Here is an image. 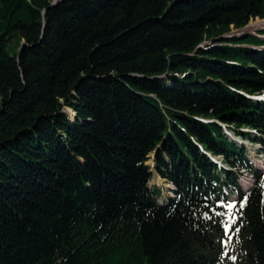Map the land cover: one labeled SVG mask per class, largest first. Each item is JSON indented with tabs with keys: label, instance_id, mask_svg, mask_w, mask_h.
<instances>
[{
	"label": "trees",
	"instance_id": "16d2710c",
	"mask_svg": "<svg viewBox=\"0 0 264 264\" xmlns=\"http://www.w3.org/2000/svg\"><path fill=\"white\" fill-rule=\"evenodd\" d=\"M255 19L264 0H0V264H264L235 139L264 155Z\"/></svg>",
	"mask_w": 264,
	"mask_h": 264
},
{
	"label": "rangeland",
	"instance_id": "374dc122",
	"mask_svg": "<svg viewBox=\"0 0 264 264\" xmlns=\"http://www.w3.org/2000/svg\"><path fill=\"white\" fill-rule=\"evenodd\" d=\"M261 27V28H260ZM251 28V29H250ZM260 28V29H259ZM231 31L232 33L233 32H237L238 30H234L232 27H231ZM248 30H251L250 32H244L248 35H256L257 33L259 32H262L264 31V22L260 21L259 19H255L253 21H250L249 24H248ZM264 39V36H260ZM244 145H245V153L247 154V156L255 163L259 162L257 159H259V155L256 154V151L258 149V146H253L251 145L250 143H247L246 141H244ZM218 160H220V158H217ZM150 163V162H149ZM151 164V163H150ZM261 168L260 169H263L264 170V163L261 164ZM262 170V171H263ZM264 174V173H263ZM244 179L246 177H243ZM242 178V179H243ZM153 177L151 178L150 182H149V185H155V186H158L157 184H155V182H153ZM239 182L242 184L241 182V179L239 178ZM164 183V182H163ZM160 187V186H159ZM247 187H250L247 186ZM162 192H163V195L164 196H170V190H171V185L170 184H167V183H164V186L163 188L160 187ZM225 261L230 263V264H233L235 262V258H232L231 254H228L225 258Z\"/></svg>",
	"mask_w": 264,
	"mask_h": 264
},
{
	"label": "bare ground",
	"instance_id": "6f19581e",
	"mask_svg": "<svg viewBox=\"0 0 264 264\" xmlns=\"http://www.w3.org/2000/svg\"><path fill=\"white\" fill-rule=\"evenodd\" d=\"M260 21L264 22V20H260ZM247 28H248V25L245 27L244 32H248V31L250 32L251 31V30H248ZM263 163H264V157H260L259 158V166L261 167L262 166L261 164H263ZM243 177H246V178L244 179ZM240 179L242 182L241 185L243 187H247V186L251 185V183H252V175H250V174H242ZM153 180H154L153 182H155V184H157L158 186L163 188V186H164L163 180H161L157 175H153Z\"/></svg>",
	"mask_w": 264,
	"mask_h": 264
},
{
	"label": "water",
	"instance_id": "95a60500",
	"mask_svg": "<svg viewBox=\"0 0 264 264\" xmlns=\"http://www.w3.org/2000/svg\"><path fill=\"white\" fill-rule=\"evenodd\" d=\"M244 29L245 28H243V29H241V31L240 32H243L244 31ZM237 141L239 140L238 138H235ZM151 164H153V163H151ZM163 182H165V181H163ZM166 183V182H165Z\"/></svg>",
	"mask_w": 264,
	"mask_h": 264
},
{
	"label": "snow or ice",
	"instance_id": "6c2138e0",
	"mask_svg": "<svg viewBox=\"0 0 264 264\" xmlns=\"http://www.w3.org/2000/svg\"><path fill=\"white\" fill-rule=\"evenodd\" d=\"M241 207H243V205H241ZM237 231H238V229H237Z\"/></svg>",
	"mask_w": 264,
	"mask_h": 264
}]
</instances>
